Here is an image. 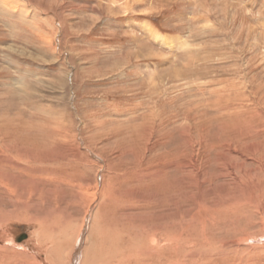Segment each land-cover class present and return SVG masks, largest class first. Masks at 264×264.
<instances>
[{
    "label": "rangeland",
    "instance_id": "obj_1",
    "mask_svg": "<svg viewBox=\"0 0 264 264\" xmlns=\"http://www.w3.org/2000/svg\"><path fill=\"white\" fill-rule=\"evenodd\" d=\"M263 171L264 0H0V264H264Z\"/></svg>",
    "mask_w": 264,
    "mask_h": 264
},
{
    "label": "bare ground",
    "instance_id": "obj_2",
    "mask_svg": "<svg viewBox=\"0 0 264 264\" xmlns=\"http://www.w3.org/2000/svg\"><path fill=\"white\" fill-rule=\"evenodd\" d=\"M152 32H153V36L155 37V38H157L160 42H162V43H166V37L165 36H163V35H161V34H159L158 32H156V31H154V30H152ZM154 37H152V38H154ZM30 147V146H29ZM35 148H36V146H35ZM42 148V147H41ZM37 149V148H36ZM43 149V148H42ZM45 149V148H44ZM43 149V150H44ZM264 172V171H263ZM264 174V173H263ZM11 185V184H10ZM248 187V186H247ZM14 188V187H13ZM15 190L16 189H12L11 191H9L10 193L11 192H15ZM251 192V191H250ZM256 203V202H255ZM260 204V203H259ZM37 220V219H36ZM38 221V220H37ZM263 221V220H262ZM259 235V234H258ZM254 236H257V234H254V235H252V238L254 237ZM263 236H264V234H263ZM262 237V236H261ZM263 238V237H262ZM261 238V239H262ZM255 239V238H254ZM257 240V239H256ZM258 242V241H257ZM256 243V242H255ZM260 247V246H259ZM250 249V248H249ZM214 254V253H213ZM221 255V254H220Z\"/></svg>",
    "mask_w": 264,
    "mask_h": 264
}]
</instances>
